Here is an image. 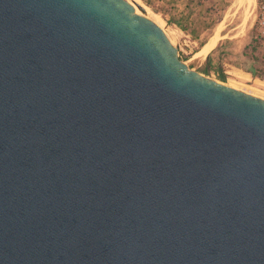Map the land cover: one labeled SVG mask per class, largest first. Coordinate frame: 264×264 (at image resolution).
<instances>
[{
  "label": "water",
  "instance_id": "water-1",
  "mask_svg": "<svg viewBox=\"0 0 264 264\" xmlns=\"http://www.w3.org/2000/svg\"><path fill=\"white\" fill-rule=\"evenodd\" d=\"M127 0H0V264H264V98Z\"/></svg>",
  "mask_w": 264,
  "mask_h": 264
},
{
  "label": "rangeland",
  "instance_id": "rangeland-1",
  "mask_svg": "<svg viewBox=\"0 0 264 264\" xmlns=\"http://www.w3.org/2000/svg\"><path fill=\"white\" fill-rule=\"evenodd\" d=\"M127 1L137 2L146 9L148 18L165 31L178 47L180 59L193 70L264 98V56L252 27L257 5L264 0H222L214 11L217 14L189 25L185 32L169 24L146 2ZM208 55L211 56L210 69ZM216 68L222 70L223 79L218 78Z\"/></svg>",
  "mask_w": 264,
  "mask_h": 264
},
{
  "label": "crops",
  "instance_id": "crops-1",
  "mask_svg": "<svg viewBox=\"0 0 264 264\" xmlns=\"http://www.w3.org/2000/svg\"><path fill=\"white\" fill-rule=\"evenodd\" d=\"M160 14L172 26L185 32L190 25L209 19L222 0H141ZM202 14V15H199Z\"/></svg>",
  "mask_w": 264,
  "mask_h": 264
},
{
  "label": "built area",
  "instance_id": "built-area-1",
  "mask_svg": "<svg viewBox=\"0 0 264 264\" xmlns=\"http://www.w3.org/2000/svg\"><path fill=\"white\" fill-rule=\"evenodd\" d=\"M252 27H254L255 30L254 38L259 42V46L264 56V2H260L257 5V11L254 15Z\"/></svg>",
  "mask_w": 264,
  "mask_h": 264
},
{
  "label": "trees",
  "instance_id": "trees-1",
  "mask_svg": "<svg viewBox=\"0 0 264 264\" xmlns=\"http://www.w3.org/2000/svg\"><path fill=\"white\" fill-rule=\"evenodd\" d=\"M210 61H211V56L210 55H208L207 56V65H208V69H210L211 68V65H210ZM207 69V70H208ZM216 69H218V68H216ZM217 74H218V78L219 79H223L224 78V74H223V72H222V70H217Z\"/></svg>",
  "mask_w": 264,
  "mask_h": 264
},
{
  "label": "bare ground",
  "instance_id": "bare-ground-1",
  "mask_svg": "<svg viewBox=\"0 0 264 264\" xmlns=\"http://www.w3.org/2000/svg\"><path fill=\"white\" fill-rule=\"evenodd\" d=\"M131 4L136 8V11H138L139 13H141L133 3H131ZM148 10H149V9H148ZM147 17H148V16H147Z\"/></svg>",
  "mask_w": 264,
  "mask_h": 264
}]
</instances>
